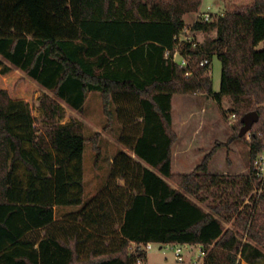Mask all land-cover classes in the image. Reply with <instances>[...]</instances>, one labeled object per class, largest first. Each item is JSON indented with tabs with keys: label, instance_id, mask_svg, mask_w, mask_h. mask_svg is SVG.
I'll use <instances>...</instances> for the list:
<instances>
[{
	"label": "trees",
	"instance_id": "trees-1",
	"mask_svg": "<svg viewBox=\"0 0 264 264\" xmlns=\"http://www.w3.org/2000/svg\"><path fill=\"white\" fill-rule=\"evenodd\" d=\"M201 3L0 0V264H146L148 253L130 248L149 242L201 246L204 264H240L239 255L248 263L259 261L261 252L252 244L264 247V191L259 199L253 194L259 180L251 169L237 175L209 172L210 160L227 143L216 142L193 172L172 173L178 139L174 94H207L220 105L229 97L238 137L243 115L257 111L251 158L261 149L264 132V0L226 7L212 22H195L193 31L216 36L196 48L184 46L190 67L181 68L166 52L173 54L176 37L187 28L185 16ZM214 56L222 63L219 92L207 74L210 66H200ZM29 78L80 111L88 93L100 92L109 123L111 103L117 105L119 142L140 161L121 150L105 188L79 214L93 230L84 244L114 236L115 248L101 249L93 241L84 248L79 230L77 240L56 235L55 207L83 204L85 144L92 143L98 164L102 134L88 139L80 123L59 124L64 108L48 95L40 105L49 125L38 133L25 102L36 92ZM20 165L27 181L18 176ZM213 189L230 194L211 211L191 198L206 203L203 193ZM215 214L235 219L239 233ZM245 234L250 242L243 243Z\"/></svg>",
	"mask_w": 264,
	"mask_h": 264
},
{
	"label": "rangeland",
	"instance_id": "rangeland-1",
	"mask_svg": "<svg viewBox=\"0 0 264 264\" xmlns=\"http://www.w3.org/2000/svg\"><path fill=\"white\" fill-rule=\"evenodd\" d=\"M251 0H202V3L196 12H192L185 16V21L187 27H192L196 22L199 14L202 11L210 10L212 12H225L226 7H233L241 4H248ZM215 14V13H214ZM216 36V32H198L196 34L197 41L200 44H204L208 38H213ZM4 65H8L14 68V70L26 76V73L21 69L12 66L8 61L4 60ZM3 66L0 67V70ZM211 77L213 81L214 92H219L221 88L222 79V63L217 56H214L211 61ZM36 87V92L33 100H25L26 104L31 108L32 114L35 118V125L38 129V133L44 131L45 127L49 125L44 121V112L41 109L40 99L44 95H48L53 99L57 100L59 104L64 108L65 116L58 120L59 124H68L71 122H78L82 125L84 134L86 138H91L97 132H101L102 137L99 142V146L102 149L101 159L98 164H96V153L93 150L92 143L87 141L84 149V176L88 185L92 186L100 180L103 182L107 175L110 173L112 168V162L115 160L118 153L123 150L124 145L119 142V136L122 133L123 127L119 120L118 109L115 103H111V111L113 114V121L109 123L107 116L104 112L103 101L101 93L98 91L90 92L86 95L85 103L83 109L76 110L69 106L64 100L58 98L51 90L45 88L43 85L39 84L37 81L29 78ZM188 96V102H183L180 99H176V121L179 123V131L184 136V139L192 138L194 134V144L190 145L189 153L184 156V160L188 165H193L195 169L196 166L201 164V156L204 152L206 154L210 152L213 145L220 141L217 138H221L222 134L231 132L235 139L236 147L234 149L231 146V138H228L227 146L223 148V153H220L213 161L212 172H224L229 170L234 175L242 171L240 174H247L251 169L252 159L250 151V141L247 136L241 138L238 134L234 132V125L236 121H232L231 117L234 114V104L229 97L224 98L221 105L212 97L207 94H179ZM195 103H197L195 105ZM193 105V106H192ZM225 114V115H224ZM244 116V115H243ZM182 120H185L182 122ZM253 129V128H252ZM252 132V130H251ZM178 136V135H177ZM224 135L222 136V138ZM224 139V138H223ZM192 142V141H190ZM212 146V148H211ZM210 148V149H209ZM220 148V149H221ZM219 149V150H220ZM218 150V151H219ZM126 152L129 153L136 160L138 157L133 153L132 150L126 148ZM218 153V152H217ZM216 153V154H217ZM215 154V155H216ZM215 155L212 157L214 159ZM212 159L210 161H212ZM140 161V160H139ZM142 162V161H141ZM210 163V162H209ZM194 171V170H193ZM192 171V172H193ZM18 176L27 181V172L23 165H20ZM174 187L177 185L168 180ZM238 190H233V194L237 195ZM204 197L207 199L206 203H202L195 196L191 198L200 204L206 211H211L210 207L219 204L221 200H225L226 196L230 194L228 191L223 193L220 189H213L203 193ZM221 199V200H220ZM71 215L70 219L76 220L77 216L81 213V210ZM215 216L220 219L224 226L232 230L235 233H239L238 226L235 223V219H224L223 216L215 214ZM243 243L250 242L247 234L242 238ZM256 246L261 252V258L257 263H248L242 259L239 255V262L245 261L248 264H264V247ZM160 244H153V250L148 253V261L146 264H204V259L206 253L200 246H188L184 248L182 256L183 261H179L175 257L174 250L167 249V246ZM132 247V246H131ZM134 248H130V251H134ZM86 256H83V259Z\"/></svg>",
	"mask_w": 264,
	"mask_h": 264
},
{
	"label": "crops",
	"instance_id": "crops-1",
	"mask_svg": "<svg viewBox=\"0 0 264 264\" xmlns=\"http://www.w3.org/2000/svg\"><path fill=\"white\" fill-rule=\"evenodd\" d=\"M187 97L188 96H186V95L174 94L173 98H172V126L178 135V139L172 147V173H174V174H189L194 170L193 169L194 166L188 165L187 162L184 160L185 159L184 156L186 157V155L189 153L190 145L192 143L194 144L193 138L195 135L192 134V138L189 137L187 139H184V136L179 131V123H178V121H176V115H175L176 99L178 98V99H180L186 103L189 101ZM196 104L197 103H195V105ZM184 121L185 120H182V122H184ZM230 133L231 132L227 131L226 133L222 134V136L224 135V137H223L224 139L222 138V136H221V138H217V139L226 143L228 141V138H231ZM190 141H192V142H190ZM231 141L232 142H231L230 148L232 147L234 149V147H236V143H235V139L233 136L231 138ZM211 148H212V146H211ZM123 150L126 151V148H123ZM223 150L224 149L221 148L218 151V153L215 155L214 159H212V161H210L209 172L211 174H234V173H231V171L229 172V170H227V169L224 172H212L211 171L212 166L214 165L213 161L215 160V158L220 153H223ZM205 155H206V152H204L202 154V156L200 157L201 160L204 159ZM112 164H113V162H112ZM240 173H242V171H240L237 174H240ZM109 176H110V173L107 175V177L105 178V180L103 182L101 181V179L97 180V182H95V184H93L92 186L88 185V183L85 179V176H84V193H83L84 194V201H83V204L80 206H59V207L56 206L55 207L56 235L58 237H62V238H64V240H68V239L77 240V237L79 235L78 234V230H79L81 233H83L82 236L79 235V238H81V242L83 244L85 243V236L88 235L89 233H93L92 232L93 230L90 227L86 226V224L83 223L81 215H78L76 220L70 219L71 215L76 213V210H75L76 208L78 209L77 211L82 210L83 207L85 205H87L93 197L98 195L105 188ZM119 184L121 186H125V181L123 179H120ZM63 230H68V233L65 234V232H63ZM44 235H45V232H42V236H44ZM116 238H118V237L105 236L104 238H102V240H98V239L94 240L93 239L91 241H93L95 243L98 242L99 248L109 250L110 248L116 247V245L118 243ZM91 241L84 244V248H88L89 246H87V245H90L91 243L93 244V242H91ZM184 245H187V247L189 245L190 246H197V245H191V244H184Z\"/></svg>",
	"mask_w": 264,
	"mask_h": 264
},
{
	"label": "built area",
	"instance_id": "built-area-1",
	"mask_svg": "<svg viewBox=\"0 0 264 264\" xmlns=\"http://www.w3.org/2000/svg\"><path fill=\"white\" fill-rule=\"evenodd\" d=\"M215 13V14H214ZM224 12H212L210 8L208 10L202 11L201 14H199V17L197 18L196 22H212L216 16L223 15ZM196 32L192 30L191 27H187L184 32L176 37L178 43L176 45V48L174 49L173 54H171L170 51L166 52V57H169L172 55L173 61L178 64L181 68H188L190 67V59L183 53L184 46L191 45L193 48H196L200 45V43L197 41L196 38ZM210 66V69L207 71V74L211 75V60L209 59H203L200 63L201 67ZM192 71H188L186 73V76H191ZM232 121H236L237 115L233 114L231 117ZM248 140L250 141L252 138V132L250 131L247 135ZM259 136L261 138V149L256 153V155L253 157L251 162V171L253 174V177L259 180L260 187L254 191V195L257 197V199L260 198L262 192L264 191V132H260ZM153 244L154 243H147V244H136L133 243V248H139L144 250L145 252L149 253L151 250H153ZM167 246V249L174 250L175 257L179 261H183V250L187 247V245H181V244H167L164 245ZM162 248H164L162 246ZM141 264V260L139 261ZM240 264H248L245 261H241Z\"/></svg>",
	"mask_w": 264,
	"mask_h": 264
},
{
	"label": "water",
	"instance_id": "water-1",
	"mask_svg": "<svg viewBox=\"0 0 264 264\" xmlns=\"http://www.w3.org/2000/svg\"><path fill=\"white\" fill-rule=\"evenodd\" d=\"M259 121V113L257 111H251L246 113L242 118V127L239 132V137H245L253 128L254 124Z\"/></svg>",
	"mask_w": 264,
	"mask_h": 264
}]
</instances>
